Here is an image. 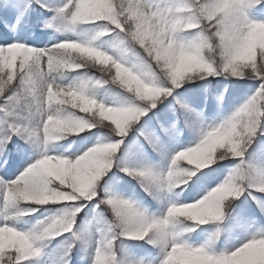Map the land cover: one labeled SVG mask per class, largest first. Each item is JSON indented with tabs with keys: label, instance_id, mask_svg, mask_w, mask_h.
I'll list each match as a JSON object with an SVG mask.
<instances>
[{
	"label": "snow or ice",
	"instance_id": "6c2138e0",
	"mask_svg": "<svg viewBox=\"0 0 264 264\" xmlns=\"http://www.w3.org/2000/svg\"><path fill=\"white\" fill-rule=\"evenodd\" d=\"M0 264H264V0H0Z\"/></svg>",
	"mask_w": 264,
	"mask_h": 264
},
{
	"label": "trees",
	"instance_id": "16d2710c",
	"mask_svg": "<svg viewBox=\"0 0 264 264\" xmlns=\"http://www.w3.org/2000/svg\"><path fill=\"white\" fill-rule=\"evenodd\" d=\"M96 75H99V73H96Z\"/></svg>",
	"mask_w": 264,
	"mask_h": 264
}]
</instances>
